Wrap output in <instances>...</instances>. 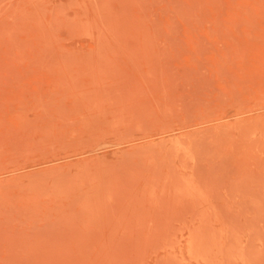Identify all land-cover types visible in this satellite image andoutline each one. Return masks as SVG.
<instances>
[{
	"label": "rangeland",
	"instance_id": "rangeland-1",
	"mask_svg": "<svg viewBox=\"0 0 264 264\" xmlns=\"http://www.w3.org/2000/svg\"><path fill=\"white\" fill-rule=\"evenodd\" d=\"M0 264H264V0H0Z\"/></svg>",
	"mask_w": 264,
	"mask_h": 264
}]
</instances>
